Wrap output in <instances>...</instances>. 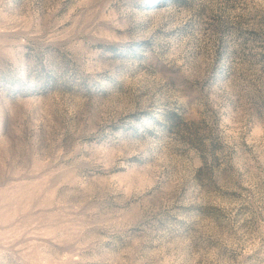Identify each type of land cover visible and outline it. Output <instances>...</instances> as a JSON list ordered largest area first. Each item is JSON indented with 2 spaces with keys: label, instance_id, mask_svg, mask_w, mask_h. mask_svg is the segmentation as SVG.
Segmentation results:
<instances>
[{
  "label": "rangeland",
  "instance_id": "obj_1",
  "mask_svg": "<svg viewBox=\"0 0 264 264\" xmlns=\"http://www.w3.org/2000/svg\"><path fill=\"white\" fill-rule=\"evenodd\" d=\"M0 264H264V0H0Z\"/></svg>",
  "mask_w": 264,
  "mask_h": 264
}]
</instances>
